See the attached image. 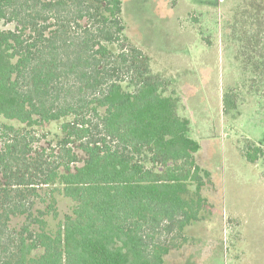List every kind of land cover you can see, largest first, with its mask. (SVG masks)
<instances>
[{"label": "trees", "instance_id": "16d2710c", "mask_svg": "<svg viewBox=\"0 0 264 264\" xmlns=\"http://www.w3.org/2000/svg\"><path fill=\"white\" fill-rule=\"evenodd\" d=\"M0 22L13 26L0 30V117L64 121L42 160L2 126L0 264H165L214 185L179 97L126 35L122 0H0ZM222 104L237 110L228 93ZM263 154L244 150L250 164ZM55 195L73 206L51 229Z\"/></svg>", "mask_w": 264, "mask_h": 264}, {"label": "rangeland", "instance_id": "374dc122", "mask_svg": "<svg viewBox=\"0 0 264 264\" xmlns=\"http://www.w3.org/2000/svg\"><path fill=\"white\" fill-rule=\"evenodd\" d=\"M122 17L150 73L179 97V115L190 120L200 145L197 163L214 185L204 190L209 215L189 228L186 245L165 264H264V154L255 164L244 158L250 142L264 150V0H122ZM12 28L0 22V30ZM226 93L237 105L228 115L222 112ZM63 122L28 129L0 117V147L2 126H11L42 160ZM43 194L41 210L50 202ZM55 199L51 229L73 206Z\"/></svg>", "mask_w": 264, "mask_h": 264}]
</instances>
